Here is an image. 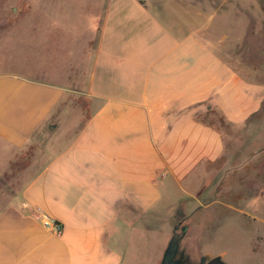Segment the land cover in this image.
Listing matches in <instances>:
<instances>
[{
	"label": "crops",
	"instance_id": "crops-1",
	"mask_svg": "<svg viewBox=\"0 0 264 264\" xmlns=\"http://www.w3.org/2000/svg\"><path fill=\"white\" fill-rule=\"evenodd\" d=\"M173 1L106 0L62 82L0 73V264H124L122 234L159 221L161 203L169 216L187 199L197 210L221 203L202 201L227 155L218 126L246 127L264 106V86L219 55L207 37L215 17L201 26L197 0ZM72 96L87 100L89 116L48 155L44 129L60 128V112H83ZM29 150L33 164L9 195L8 175ZM44 216L62 233L47 231Z\"/></svg>",
	"mask_w": 264,
	"mask_h": 264
},
{
	"label": "rangeland",
	"instance_id": "rangeland-1",
	"mask_svg": "<svg viewBox=\"0 0 264 264\" xmlns=\"http://www.w3.org/2000/svg\"><path fill=\"white\" fill-rule=\"evenodd\" d=\"M197 1L201 26L215 17V27L207 37L219 55L247 81L264 86V0ZM105 4L106 0H0V73H29L41 79L57 76L62 82L70 59H83L93 35L92 24ZM171 6L178 5L165 0L163 7ZM183 15L193 16L188 11ZM71 102L83 112H60V128L52 131L54 126L48 125L44 129L43 145L54 142L48 155L67 143L74 132L71 126L89 116L87 100L72 96ZM218 127L226 137L227 155L218 164L216 189L202 201L221 203L197 210V202L185 196L187 200L177 202V215L171 216L167 213L170 207L161 203L159 221L150 220L147 229L146 222H139L122 234L124 264H154L173 239L170 233L175 231L176 220L181 223V244L194 259L220 256L226 264H264V202H259L264 198V106L246 127L222 122ZM36 152L29 150L18 158L14 173L8 175L9 195L20 172L33 164Z\"/></svg>",
	"mask_w": 264,
	"mask_h": 264
},
{
	"label": "water",
	"instance_id": "water-1",
	"mask_svg": "<svg viewBox=\"0 0 264 264\" xmlns=\"http://www.w3.org/2000/svg\"><path fill=\"white\" fill-rule=\"evenodd\" d=\"M178 246H179V243H178L177 237L174 236L164 254L162 264H179L177 261H175ZM201 261L203 264H226L223 261L222 257L220 256L209 259V260H207V258L204 257L201 259Z\"/></svg>",
	"mask_w": 264,
	"mask_h": 264
},
{
	"label": "flooded vegetation",
	"instance_id": "flooded-vegetation-1",
	"mask_svg": "<svg viewBox=\"0 0 264 264\" xmlns=\"http://www.w3.org/2000/svg\"><path fill=\"white\" fill-rule=\"evenodd\" d=\"M180 224L181 223L177 224L176 232H175V236L177 237V240L179 243L178 250L176 253V257H175V261H177L179 264H203L200 257L197 259H194L191 255V253L188 251V249L182 246V244H181L182 239L181 238L183 236H181L179 234ZM182 231L185 232L186 229L182 228ZM207 260H209V259L207 258Z\"/></svg>",
	"mask_w": 264,
	"mask_h": 264
},
{
	"label": "built area",
	"instance_id": "built-area-1",
	"mask_svg": "<svg viewBox=\"0 0 264 264\" xmlns=\"http://www.w3.org/2000/svg\"><path fill=\"white\" fill-rule=\"evenodd\" d=\"M42 224H43V227L47 231H49V232H51L53 234L59 235L63 231V227L58 221L53 220V219H51V218H49L47 216H44L42 218Z\"/></svg>",
	"mask_w": 264,
	"mask_h": 264
}]
</instances>
